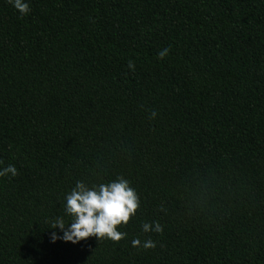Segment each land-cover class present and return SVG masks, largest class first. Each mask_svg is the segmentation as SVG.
<instances>
[{"label": "trees", "instance_id": "1", "mask_svg": "<svg viewBox=\"0 0 264 264\" xmlns=\"http://www.w3.org/2000/svg\"><path fill=\"white\" fill-rule=\"evenodd\" d=\"M28 3L0 0V264H264V0ZM118 176L126 237L52 242Z\"/></svg>", "mask_w": 264, "mask_h": 264}, {"label": "clouds", "instance_id": "2", "mask_svg": "<svg viewBox=\"0 0 264 264\" xmlns=\"http://www.w3.org/2000/svg\"><path fill=\"white\" fill-rule=\"evenodd\" d=\"M8 3L21 15H27L31 11L28 0H8ZM168 52L169 49L164 48L158 52L157 56L159 59H163ZM127 67L129 70L135 71L133 61L129 60ZM151 115L154 118L156 113L153 112ZM17 175L18 170L14 165L3 166V162L0 161V178H13ZM139 207L140 199L136 190L122 176L108 182L91 184L78 180L70 193L65 196L63 204L64 213L69 219L65 221L61 216L55 217L49 222L50 229H59L62 232V235L53 232L52 242L60 239L75 244L92 236L99 241L101 239L120 241L127 234L118 231L117 226L126 225ZM141 229L144 233H161L163 231L157 221L145 222L141 225ZM131 243L133 247L143 249L155 247V242L151 239L137 238L133 239Z\"/></svg>", "mask_w": 264, "mask_h": 264}]
</instances>
